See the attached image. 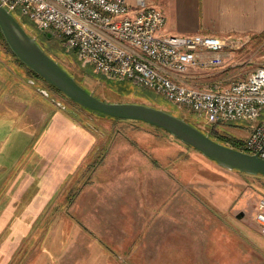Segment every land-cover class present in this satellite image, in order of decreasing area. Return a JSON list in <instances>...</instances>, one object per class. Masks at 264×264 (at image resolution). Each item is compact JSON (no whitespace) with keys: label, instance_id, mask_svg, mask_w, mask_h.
I'll list each match as a JSON object with an SVG mask.
<instances>
[{"label":"rangeland","instance_id":"rangeland-1","mask_svg":"<svg viewBox=\"0 0 264 264\" xmlns=\"http://www.w3.org/2000/svg\"><path fill=\"white\" fill-rule=\"evenodd\" d=\"M13 14L98 98L162 108L205 133H250L247 121L212 127L161 93L96 73ZM263 44L251 36L196 85L247 76L264 64ZM261 200L264 176L222 167L163 128L73 104L0 40V264H264Z\"/></svg>","mask_w":264,"mask_h":264},{"label":"built area","instance_id":"built-area-1","mask_svg":"<svg viewBox=\"0 0 264 264\" xmlns=\"http://www.w3.org/2000/svg\"><path fill=\"white\" fill-rule=\"evenodd\" d=\"M59 38L83 65L110 79L163 94L206 122L251 123L243 150L264 159V64L226 86H197L250 36L161 33L164 13L152 0H0ZM264 56V44H263ZM264 229V200L256 215Z\"/></svg>","mask_w":264,"mask_h":264},{"label":"water","instance_id":"water-1","mask_svg":"<svg viewBox=\"0 0 264 264\" xmlns=\"http://www.w3.org/2000/svg\"><path fill=\"white\" fill-rule=\"evenodd\" d=\"M0 28L11 51L23 64L84 108L107 117L155 125L196 148L222 167L247 174L264 175L263 158L216 141L197 126L167 110L143 103L107 102L98 98L50 56L15 15L1 5ZM48 35L51 36V33Z\"/></svg>","mask_w":264,"mask_h":264},{"label":"crops","instance_id":"crops-1","mask_svg":"<svg viewBox=\"0 0 264 264\" xmlns=\"http://www.w3.org/2000/svg\"><path fill=\"white\" fill-rule=\"evenodd\" d=\"M164 13L161 33L218 37L264 33V0H152Z\"/></svg>","mask_w":264,"mask_h":264},{"label":"trees","instance_id":"trees-1","mask_svg":"<svg viewBox=\"0 0 264 264\" xmlns=\"http://www.w3.org/2000/svg\"><path fill=\"white\" fill-rule=\"evenodd\" d=\"M46 35V38L49 40L51 39L49 36H48V33L45 34ZM264 35V33H262L260 36ZM259 36V35H258ZM0 40H2L5 45L10 49V47L8 46L3 34H2V31H1V28H0ZM47 40V41H48ZM45 50V49H44ZM11 51V49H10ZM46 51V50H45ZM15 55V54H14ZM16 56V55H15ZM17 57V56H16ZM18 59V58H17ZM19 60V59H18ZM20 61V60H19ZM21 62V61H20ZM22 63V62H21ZM23 64V63H22ZM27 69L28 71L31 73V75L39 80H42L44 81L47 85H49L53 90L57 91V92H60L62 93L58 88H56L55 86L49 84L46 80H44L41 76H39L37 73H35L32 69H30L29 67H27L25 64H23ZM78 81V80H77ZM79 82V81H78ZM64 94V93H62ZM65 95V94H64ZM71 100V99H70ZM73 104H76V105H79L77 104L76 102H74L73 100H71ZM81 108L87 110V111H90V112H95V111H92V110H89L87 108H84L83 106L79 105ZM97 113L98 115H101V116H104L103 114L101 113H98V112H95ZM109 118H113V117H109ZM113 119H117V118H113ZM212 127H213V124H212ZM204 132V131H203ZM208 134L211 138L215 139L216 141H219L221 143H224L226 145H230L232 147H235L237 149H240V150H243V146H242V139H239V138H236L234 136H229V135H223V134H215V133H206ZM243 173V172H242ZM261 176H264V175H261Z\"/></svg>","mask_w":264,"mask_h":264}]
</instances>
